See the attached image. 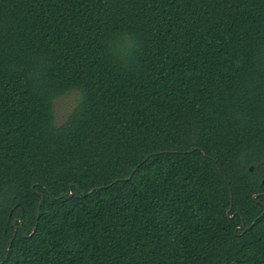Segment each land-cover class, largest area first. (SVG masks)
<instances>
[{
    "label": "trees",
    "instance_id": "trees-1",
    "mask_svg": "<svg viewBox=\"0 0 264 264\" xmlns=\"http://www.w3.org/2000/svg\"><path fill=\"white\" fill-rule=\"evenodd\" d=\"M0 264H264V0H0Z\"/></svg>",
    "mask_w": 264,
    "mask_h": 264
},
{
    "label": "rangeland",
    "instance_id": "rangeland-1",
    "mask_svg": "<svg viewBox=\"0 0 264 264\" xmlns=\"http://www.w3.org/2000/svg\"><path fill=\"white\" fill-rule=\"evenodd\" d=\"M80 102V95L77 92H71L55 100L53 108L55 123L60 126L67 119L68 115Z\"/></svg>",
    "mask_w": 264,
    "mask_h": 264
},
{
    "label": "water",
    "instance_id": "water-1",
    "mask_svg": "<svg viewBox=\"0 0 264 264\" xmlns=\"http://www.w3.org/2000/svg\"><path fill=\"white\" fill-rule=\"evenodd\" d=\"M251 171H253V168H251ZM71 196H72V194H71ZM231 208H232V207H231ZM231 208L229 209L228 214L230 213ZM16 224H17V221H14V225H16ZM16 233H17V229H16Z\"/></svg>",
    "mask_w": 264,
    "mask_h": 264
}]
</instances>
